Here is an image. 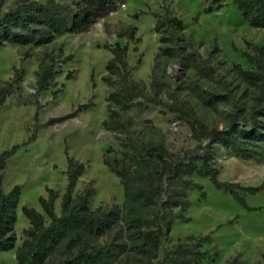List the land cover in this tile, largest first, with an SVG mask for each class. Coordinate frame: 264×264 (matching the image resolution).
I'll use <instances>...</instances> for the list:
<instances>
[{
    "label": "rangeland",
    "instance_id": "obj_1",
    "mask_svg": "<svg viewBox=\"0 0 264 264\" xmlns=\"http://www.w3.org/2000/svg\"><path fill=\"white\" fill-rule=\"evenodd\" d=\"M13 2L3 0L2 9H8ZM208 2L119 0L115 11L96 20L85 32H62L42 45H0V81L9 80L15 68L22 71L20 81L0 104V151L27 140L36 110L39 122L34 140L24 143L7 160L2 171L3 189L8 191L19 185L20 195L14 224L16 241L13 248L0 252V264H16L14 250L24 238L23 229L29 225L21 211L22 205L41 211L38 196H46V188H52L58 192L54 208L59 214L67 185L64 149L85 166L76 180L73 196L91 190L90 209L109 208L122 202L119 178L103 162L104 159L112 162L114 157L120 156L124 140L123 133L102 124L108 110L117 109L107 100L108 93L115 87L102 79L107 73L105 64L112 56L104 43L127 45L131 78L142 82L146 91L151 90L152 80L161 85L162 105L145 103L121 112L137 144H161L173 155L198 144L191 137L188 123L170 109L174 101L170 94L180 103L191 106L196 116L210 128H225L233 103L248 108L251 90L240 86L228 69L234 63L244 69L253 67L242 51L247 42L264 45V30L250 27L231 0H222L220 8L205 12L203 8ZM163 7H169L182 19L184 33L195 40L194 49L230 84L234 90L231 103H220L215 108L201 105L188 90L187 83L189 79L196 80L206 88L209 83L198 80L179 59L159 54L158 34L153 30L155 19L150 12L162 11ZM128 25L135 26L139 42L116 36L117 31ZM69 55L71 59L62 62ZM50 59L56 61L52 85L46 91L35 93L38 66ZM67 72H71L68 79L65 78ZM57 89L60 91L54 97ZM85 103H89V107L74 114L77 106ZM247 146L260 153L241 155L217 143L212 145L213 164L221 180L242 186L264 182V141ZM186 178L193 186L188 192L190 205L184 211L174 209L183 218L174 220L168 236L163 239L159 259L180 239L208 235L211 242L204 243L202 250L214 259L207 258L197 264H228L234 257L242 264L260 261L264 252V191L243 193L247 204L254 208L247 211L228 192L215 188L207 177L193 174ZM161 264L172 263L162 260Z\"/></svg>",
    "mask_w": 264,
    "mask_h": 264
},
{
    "label": "trees",
    "instance_id": "obj_2",
    "mask_svg": "<svg viewBox=\"0 0 264 264\" xmlns=\"http://www.w3.org/2000/svg\"><path fill=\"white\" fill-rule=\"evenodd\" d=\"M119 0H14L6 10L0 0V45H42L54 40L62 33L87 31L99 18L117 9ZM243 20L252 28L264 30V0H231ZM222 6V0H209L203 8L211 12ZM150 14L155 22L153 30L158 34L159 54L179 59L198 80H205L209 87H203L196 80L189 79L187 88L204 107L215 108L220 103H231L234 90L223 76L218 75L215 66L207 62L194 49V38L184 33V23L169 7ZM127 41H140L133 25L116 32ZM201 43V41H197ZM112 56L105 64L106 75L102 79L114 90L107 100L117 109L110 108L102 121L105 128L124 134L119 157L112 162L103 160L119 178L123 199L120 205L89 208L91 190L73 196L76 180L84 171V164L70 157L66 158L67 185L56 213L54 201L58 192L46 188L47 195H39L41 211L26 205L21 206L29 225L23 229V240L14 250L16 264H161L167 260L172 264H197L211 258L202 250L204 243H210L206 236H188L178 240L171 249L163 252V239L168 236L176 218H183L174 211H184L190 205L188 192L193 188L187 176L197 174L207 177L217 189L228 192L247 211L250 207L243 193L255 194L264 191V182L256 186H242L237 182L221 180L213 164L212 145L234 149L241 155H257L260 151L247 145L264 141V45L246 43L242 51L245 59L253 64L244 69L234 63L229 72L234 80L251 90L248 108L233 103L227 114L224 129L206 126L195 114L194 109L177 101L175 95L170 109L179 119L188 123L191 137L198 141L194 148L173 155L163 145L137 144L130 136L127 122L121 112L145 103L162 105L161 85L152 80L148 92L142 82L131 78L127 63V45L104 43ZM216 50V45H212ZM67 56L62 59L66 62ZM55 60L42 61L36 71L35 93L46 91L52 85ZM22 71L15 68L12 77L0 81V104L21 79ZM71 77L67 72L65 78ZM60 90L53 92L55 97ZM89 103L78 105L77 112L88 108ZM58 120V119H57ZM50 121H54L51 119ZM39 128L37 110L33 115L31 134L25 142L12 145L0 151V252L14 247L16 233L14 224L19 201L20 187L14 185L8 191L2 187V171L7 160L24 144L34 140ZM216 254V253H215ZM228 264H242L234 257ZM264 264V252L261 260Z\"/></svg>",
    "mask_w": 264,
    "mask_h": 264
}]
</instances>
